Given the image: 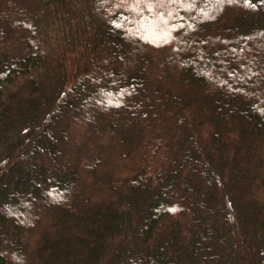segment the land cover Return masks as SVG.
Listing matches in <instances>:
<instances>
[{
    "label": "trees",
    "instance_id": "trees-1",
    "mask_svg": "<svg viewBox=\"0 0 264 264\" xmlns=\"http://www.w3.org/2000/svg\"><path fill=\"white\" fill-rule=\"evenodd\" d=\"M0 264H264V0H0Z\"/></svg>",
    "mask_w": 264,
    "mask_h": 264
},
{
    "label": "snow or ice",
    "instance_id": "snow-or-ice-1",
    "mask_svg": "<svg viewBox=\"0 0 264 264\" xmlns=\"http://www.w3.org/2000/svg\"><path fill=\"white\" fill-rule=\"evenodd\" d=\"M118 3H132V4H148L151 3L152 0H117ZM162 2V0H161Z\"/></svg>",
    "mask_w": 264,
    "mask_h": 264
}]
</instances>
